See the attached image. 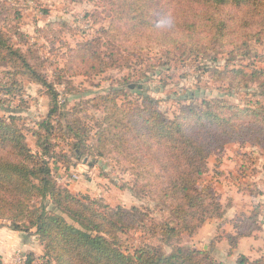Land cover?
<instances>
[{"label": "rangeland", "instance_id": "1", "mask_svg": "<svg viewBox=\"0 0 264 264\" xmlns=\"http://www.w3.org/2000/svg\"><path fill=\"white\" fill-rule=\"evenodd\" d=\"M156 7L164 9L165 0H157ZM115 15L111 0H0L2 36L45 75L58 100L56 116L48 118L47 89L0 58V116L16 118L27 146L37 159L48 162L50 176L59 186L86 203L94 201L99 211L118 206L139 209L130 223L135 227L118 232L125 250L150 245L168 253L181 245L206 250L223 264H264V228L259 219L239 246L228 240L235 233L234 223H241L254 207L259 209L258 218L264 216L262 146L251 140H230L211 151L195 188L210 190L221 204L222 216L207 218L191 235L176 233L166 241L153 225L176 221L172 210L156 192L134 186L135 171L156 169V163L148 158L137 161L132 154L121 156L112 139L120 111L133 103L142 105L143 94L168 119L185 106L204 108L205 101L215 98L240 108L251 106L258 81L244 84L240 76L226 78L213 70L249 72L263 67L264 40L243 36L237 45L243 41L248 45L244 54L206 48L179 56L181 51H168L163 39L126 35L125 23L117 22ZM113 106L120 111H112ZM46 119L48 127L42 125ZM42 142L48 146L46 154ZM139 181L145 183L147 177ZM235 204V209L243 205L247 213L231 222L227 216ZM43 253L34 229L14 230L0 216V257L5 264H23L26 255L39 258Z\"/></svg>", "mask_w": 264, "mask_h": 264}, {"label": "trees", "instance_id": "2", "mask_svg": "<svg viewBox=\"0 0 264 264\" xmlns=\"http://www.w3.org/2000/svg\"><path fill=\"white\" fill-rule=\"evenodd\" d=\"M111 2L115 19L127 27L126 35L163 39L168 51H181L179 56L206 48L244 54L248 45L244 41L237 45L243 36L264 40V0H165L164 9L156 7L157 0ZM260 56L264 62V51ZM0 58L47 89L51 97L48 118L56 116L58 100L52 83L1 31ZM213 72L226 78L240 76L244 84L258 81L257 98L244 108L215 98L205 101L204 108L185 106L172 119L157 112L147 94H143L142 105L112 109L122 115L115 119L112 133L120 155L132 154L137 161L148 158L157 165L135 171L134 186L156 192L160 202L172 210L176 221L153 225L166 241L176 233L191 235L207 218L222 216L221 204L210 190L195 188L211 151L230 140H251L264 148V103L260 99H264V65L249 72L233 68H214ZM137 89L141 94L142 88ZM15 119L0 116V216L14 230L34 229L44 248L41 257L28 254L23 264H223L208 251L188 246H175L168 253L150 245L125 250L118 232L135 227L130 223L139 209L118 206L99 211L94 201L86 203L59 186L50 176L48 162L37 159L27 146ZM49 124L48 119L42 122L45 127ZM97 137L100 141L101 133ZM42 152H49L47 145ZM144 177L147 181L140 183ZM258 210L254 207L251 215L234 223L235 233L228 235L231 246L252 234ZM0 264H5L1 257Z\"/></svg>", "mask_w": 264, "mask_h": 264}, {"label": "crops", "instance_id": "3", "mask_svg": "<svg viewBox=\"0 0 264 264\" xmlns=\"http://www.w3.org/2000/svg\"><path fill=\"white\" fill-rule=\"evenodd\" d=\"M235 206H238L237 204H235V205H232V206H230L231 208H230V212H231V215H229V216H227L226 214H225V217L227 216V217H230V220L229 221H235L238 217H240L243 213H247V211H246V209L243 207V205H241L240 206V209H235ZM240 213H242L241 215H240ZM259 221H261L262 223V228H264V216H261V218H260V216H259ZM254 239H253V242H257V239H255V238H257L256 236H254L253 237ZM242 239V237H240V238H238V240L239 241H237V246H239V244H240V240ZM251 242V241H250ZM250 249H252V247H250ZM238 251L240 252V253H242V254H244L243 252H241L240 251V249L238 248ZM221 260H225V259H222V258H220Z\"/></svg>", "mask_w": 264, "mask_h": 264}]
</instances>
